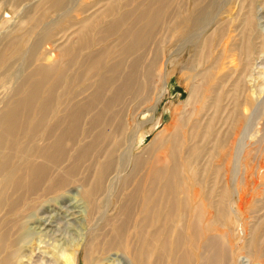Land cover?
<instances>
[{
  "label": "bare ground",
  "instance_id": "bare-ground-1",
  "mask_svg": "<svg viewBox=\"0 0 264 264\" xmlns=\"http://www.w3.org/2000/svg\"><path fill=\"white\" fill-rule=\"evenodd\" d=\"M86 1L0 0V19L6 8L19 17L0 31V264L30 261L53 241L57 229L28 222L73 188L93 228L54 240L55 264H80V254L113 264V253L130 264H264V136L245 135L258 103L245 78L260 52L259 0H110L74 23L99 5ZM187 49L198 64L185 71ZM176 67L186 102L136 156ZM113 196L121 201L106 218ZM246 212L261 215L237 249L232 231L240 236Z\"/></svg>",
  "mask_w": 264,
  "mask_h": 264
},
{
  "label": "rangeland",
  "instance_id": "rangeland-1",
  "mask_svg": "<svg viewBox=\"0 0 264 264\" xmlns=\"http://www.w3.org/2000/svg\"><path fill=\"white\" fill-rule=\"evenodd\" d=\"M108 1H110V0H95V3L98 2L99 5L94 7L93 6L94 2L87 0L86 5L89 8L93 6L92 8H90L89 12L87 13L88 16H81V17H78L76 20H72V21H74V23H75V22H79V21H83V20L87 19L93 13L97 12L100 9V7L103 4L107 3ZM254 12H255L256 18H258V32H259V34H261L260 38L261 37L262 38H261V46L259 49L260 55H259V53H257L258 55H256V58L253 62L254 64H252V66L249 70L250 72L247 74V76L245 78V83H246L247 89H248L247 90L248 96L251 98V100L255 104H256V102H258L256 104L257 108H255L254 111H252V112L250 111V113H249V111L247 110V112H246V115L251 116V124L249 126V130H247L248 134L246 132L245 135L248 139V142L250 141L249 143H251V144L256 143L258 139H261V136L262 137L264 136V133H263L264 132V0H259V2H257V4L255 5ZM226 15H229V17L230 16L234 17L235 12L233 11V12L227 13ZM3 17H4V20L0 19V31L7 30L10 28L11 25L16 26L19 23V17L14 16V14L10 11L9 8L5 9V13H4ZM71 33H72V31L67 32V36L70 37ZM230 34H231V36H229V38H227V40H226L227 43H229V45H231L233 43V39H235L237 37L236 33H234V30ZM24 40H26V39H24ZM163 42H164V38L161 41L162 45H164ZM56 44H58V43H56ZM64 44H62V45H64ZM59 45L62 47L61 44H59ZM48 48L49 47L47 45L44 47V49H48ZM178 50H179V48H178V43H177L172 48V54H174ZM163 54H165V58L167 59L169 56V54L167 52V48H166V52ZM192 56H193V51L191 49H187V51L185 50L184 57L181 58L182 62L180 61L182 64L180 66L181 69L183 68L185 71H187V70H193V69L197 68V64H198V62H196L197 58H193ZM197 61H198V59H197ZM180 62H177V63L179 64ZM169 67H168V70H171V68H169ZM178 68L179 67H176L174 74L171 76L170 85H168V88H167V90H169V92L165 93V97L159 103L157 110L154 112L155 118L153 119V121L157 122L160 119V124L152 132L147 131L148 134L146 135V138H145L143 144L140 146V148H138L137 150L134 151L136 156H140L144 152V150H146L149 147V144L151 143L154 136L157 133H159L164 127H166V125L169 123V120L171 118V116H170L171 107H173L174 105L185 104V102H186L189 91L191 89H190V87L186 86L187 82L185 81L184 77H181V72H180L181 70ZM199 71H201V70H199ZM0 99H1V97H0ZM149 125H147L145 127V129L146 128L148 129ZM260 130H261V132H260ZM260 134H261V136H260ZM255 139H256V141H255ZM263 156H264V154H263ZM263 163H264V160H263ZM263 163H262V165H264ZM262 172H264V169L261 170V173ZM104 195L105 194H103V196ZM234 197L235 198H233L234 199L233 203L235 204V203H237V194L235 191H234ZM74 198H76V199H74ZM120 201H121V199L119 196H117V198H115L114 196L108 198V202H110V206L108 208L106 218H112L115 216L114 207H116V205H118V203H120ZM49 206L51 208L48 210H51V211L45 210L42 207V208H40L41 210H38V212L36 213L39 216V218H41V222H36L34 220V221L28 222V225L33 227V228L41 225L40 228L42 230H44L42 233H46L50 229H51V231H54L55 229H57L54 233V236H53L55 238V239L53 238V241L55 240L54 242L52 241L53 244L61 245L62 241L64 242V240L68 239V238L71 240H73V239L75 240L77 236L79 237V234L84 232L82 230V227H83L82 224L83 223H84L85 227L93 228L92 223L89 222V218L86 217L87 207H86V204L79 197L77 188H73L69 193L65 194V197L63 198V200H61V202L59 204H55L54 202H50ZM61 206L64 207L63 209L68 208V206H69L70 207V209L68 208L69 213H74L75 218H71V217L64 218L65 215H63V213L60 211L62 208ZM72 206H73V210L71 208ZM78 206H80V207H78ZM233 207H235V205H233ZM79 208H80V210L81 209L82 210L79 211ZM234 210H236V208H234ZM75 212H76V214H75ZM55 213H58L59 216L55 217V215H56ZM246 213L247 214L244 213L243 216H240L241 218H243V220L241 219L242 222H240L239 219L237 220L239 222V225H237L238 228H237V226L235 227V228H237V230H239V229L241 230V231H239L240 236L237 235V231L234 230V228L232 229V230H234V231H232L233 232L232 236H233V240H234L232 243H233L234 248H236V246H238L237 249H240L241 246L243 247L244 244H247L249 242V239L251 237L250 229L252 228L253 224L256 223V221H255L256 218L260 217V215H261L260 213H256V214H248V212H246ZM76 215H78V216H76ZM48 216H51L50 217V220H52L51 224L49 221H47ZM54 220L55 221L57 220V221L54 222ZM66 220H67V224L69 226V231H68L67 235L65 236L63 232H64V225H66ZM247 223H249V224H247ZM56 224L57 225L59 224V225L57 226ZM247 226H248V228H247ZM246 235H248V236H246ZM56 240H59V241H56ZM43 241L45 243L40 244V247H43V248H40L39 250L35 249V251L30 256L31 260L27 261L29 257L25 258V259H23V261H24L23 264H55L54 257H52L51 254L48 253L49 252L48 249L51 247L50 244L52 243L51 240L44 238ZM240 244H242V245H240ZM33 248H35V245L29 246L26 250V252H27L26 254L30 255L29 252ZM117 255H119V256H117ZM82 257H83V255L80 254V259H79L80 264H83ZM109 259L111 260V262L114 261L113 264H120V263L130 264L128 258H126L125 256H123L119 253L118 254L117 253L111 254ZM57 264H60V262H57ZM106 264H109V262ZM237 264H260V263H251L248 260V258H246V256L239 255V259L237 260Z\"/></svg>",
  "mask_w": 264,
  "mask_h": 264
}]
</instances>
